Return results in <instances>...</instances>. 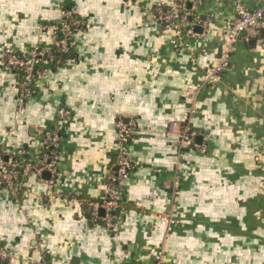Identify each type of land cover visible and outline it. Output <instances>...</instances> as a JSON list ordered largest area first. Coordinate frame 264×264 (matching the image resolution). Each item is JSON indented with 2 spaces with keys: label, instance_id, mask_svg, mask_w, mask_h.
<instances>
[{
  "label": "crops",
  "instance_id": "obj_1",
  "mask_svg": "<svg viewBox=\"0 0 264 264\" xmlns=\"http://www.w3.org/2000/svg\"><path fill=\"white\" fill-rule=\"evenodd\" d=\"M198 1L177 39L155 9L178 0H0V149L23 147L37 163L47 130L61 135L55 186L31 171L0 188L7 264H154L159 251L165 264H264V38L246 33L220 82H206L239 0ZM70 6L85 22L74 56L38 81L16 119L21 81L3 53L50 48ZM120 121L133 129V171L112 231L84 208L102 205L116 176Z\"/></svg>",
  "mask_w": 264,
  "mask_h": 264
},
{
  "label": "built area",
  "instance_id": "obj_2",
  "mask_svg": "<svg viewBox=\"0 0 264 264\" xmlns=\"http://www.w3.org/2000/svg\"><path fill=\"white\" fill-rule=\"evenodd\" d=\"M260 1V7L256 10H250L244 5L243 0L237 3V17L234 22L226 26L225 50L223 55L215 65L210 67L205 75V81L216 85L220 82L224 70L229 66V55L234 45L239 42L246 33L261 35L264 29V0ZM198 6V0H178L176 9H165L163 6H157L155 9L158 22L165 26V30L173 31L176 38L180 39L188 31L186 29V20L189 16L188 6ZM76 12L74 9L64 10L63 19L58 28L54 31V40L50 48L36 47L27 56H18L17 51L7 49L3 53L4 67L7 71L14 73L21 81V96L17 102L15 118L18 119L24 114L25 103L28 97L33 93L38 81L46 78L50 70L57 66L55 55L52 52L53 47L61 53H67L74 47L73 37L75 32L79 31L83 25L82 21L75 19ZM47 28V27H46ZM39 68V69H38ZM23 77H22V75ZM61 121L69 115L66 110L60 112ZM118 163L117 174L112 178L111 183L106 187L102 199V205H90L94 225L99 224L107 229L116 231L121 222V185L128 180L133 171V164L128 154L127 144L133 136V129L124 122L118 124ZM194 135L185 136L182 141L183 145L192 143ZM44 146L49 150L37 163L26 161L25 156L28 154L23 147L15 151L5 152L0 149V188L6 191H13L17 182L23 174L34 172L37 176L44 172L51 174V186H55V180L58 177V165L61 156V135L57 131H49L45 135ZM17 156V158H16ZM22 163L24 165H22ZM23 169V170H22ZM54 196L52 195L51 198ZM104 211V216L100 211ZM172 224L174 223L171 220ZM171 230V229H170ZM14 252L0 243V264L11 259ZM166 256L164 252L159 251L155 255L154 264H165Z\"/></svg>",
  "mask_w": 264,
  "mask_h": 264
},
{
  "label": "trees",
  "instance_id": "obj_3",
  "mask_svg": "<svg viewBox=\"0 0 264 264\" xmlns=\"http://www.w3.org/2000/svg\"><path fill=\"white\" fill-rule=\"evenodd\" d=\"M71 9H74V8L71 7V6L66 8V10H71ZM165 9H166V8H165ZM74 17H75V19L80 20V21H82V23H83V25H82V27H81L80 30L84 29V28H85V22H84V20H83L82 18H80L78 15H75ZM162 27H163V29H165V26L162 25ZM80 30H79V31H80ZM79 31H77V32H75V33H78ZM52 52H53L54 55H55V62H58V61H59L58 65H57V66H54V67L52 68L53 71H54V70H57V69H59L60 67H62V66H64V65H66V64L69 62V60L73 58V56H74V47L71 48L70 51L67 52V53H61L57 48L53 47ZM17 54H18V56L22 57V55H20L18 52H17ZM38 69H39V68H38ZM21 75H22V74H21ZM22 77H23V75H22ZM20 79H22V78L20 77ZM47 132H49V130H47ZM48 152H49V150L46 149L45 146H44V147H43V153H42V156H43L45 153H48ZM42 156H41V157H42ZM28 157H29V156H28V154H27V155L25 156L26 161H29ZM16 158H17V156H16ZM17 159H18V158H17ZM22 165H24V164L22 163ZM22 170H23V169H22ZM116 174H117V172H116ZM116 174H115V175H116ZM84 215H85L87 221L90 223V225H91V226L94 225V222H93V216H92V212H91V208H90L89 206H86V207L84 208ZM97 222H98L99 224H102L101 220H98ZM2 264H7V261L3 262Z\"/></svg>",
  "mask_w": 264,
  "mask_h": 264
},
{
  "label": "water",
  "instance_id": "obj_4",
  "mask_svg": "<svg viewBox=\"0 0 264 264\" xmlns=\"http://www.w3.org/2000/svg\"><path fill=\"white\" fill-rule=\"evenodd\" d=\"M189 8H191V4L189 5ZM195 31L197 33H199V34H202L203 33V28L201 26H196L195 27ZM261 36L264 38V29L261 31ZM43 177L50 178L51 177V174L49 172H44L43 173ZM100 215L101 216H104V211L103 210L100 211Z\"/></svg>",
  "mask_w": 264,
  "mask_h": 264
}]
</instances>
